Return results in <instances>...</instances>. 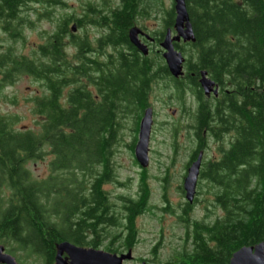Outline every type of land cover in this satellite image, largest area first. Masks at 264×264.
Here are the masks:
<instances>
[{
	"label": "trees",
	"instance_id": "trees-1",
	"mask_svg": "<svg viewBox=\"0 0 264 264\" xmlns=\"http://www.w3.org/2000/svg\"><path fill=\"white\" fill-rule=\"evenodd\" d=\"M60 1L0 0V30L8 40L24 44L20 28L30 24L22 15L27 3L52 7L62 5ZM185 3L192 33H197L198 39H215L223 45L225 35L230 34L238 45L250 42L257 47L264 64V0H185ZM114 8L120 9L113 17L117 19L118 35L107 38H116L118 44L123 48L128 46L133 53L130 57L112 54L103 61L100 77L96 71L98 80L93 78V70L90 82L103 92H146L142 97L134 94L115 97L120 108L139 115L144 112L147 92L156 81L163 78L175 81L161 58L140 57L127 37L133 21L150 16L149 10L152 14L161 12L162 2L120 0ZM45 10L38 19L49 17V10ZM163 11L164 29H169L174 25L173 5ZM79 19L72 15L60 18L45 43L28 56L14 47H5L0 52V91L21 75L42 84L40 94L28 101L39 119L36 129H17L16 117L0 113V246L14 244L25 258L41 264H54L56 247L62 242L96 247L101 234L108 232L104 226H121L116 224L117 217L107 215L105 197L100 198L101 193L88 188L105 182L106 173L100 178L93 175L96 164L104 162V155L111 148L113 128L106 127L105 111L81 113L85 106L81 78L85 75L84 57L89 48L83 37L71 30L81 28ZM67 39L75 50L71 58L66 52ZM135 129L138 132L137 124ZM47 156H51L48 174L38 179L29 164L43 162ZM143 192L146 193L144 189ZM144 202L141 206L122 202L119 212L126 213L124 223L146 208ZM234 226L228 237L232 253L264 242V223L260 224L255 218L246 226L241 222ZM192 232L198 234L196 249L184 254L190 264H228L231 255H216L202 237L208 232L207 225L195 226ZM5 252L10 256L14 254L12 248Z\"/></svg>",
	"mask_w": 264,
	"mask_h": 264
},
{
	"label": "flooded vegetation",
	"instance_id": "flooded-vegetation-1",
	"mask_svg": "<svg viewBox=\"0 0 264 264\" xmlns=\"http://www.w3.org/2000/svg\"><path fill=\"white\" fill-rule=\"evenodd\" d=\"M118 11L120 9L85 8L79 19L81 28L71 30L73 34L80 33L89 48L84 57L85 75L81 78L82 102L85 105L81 113L102 114L105 111L106 127L113 128L110 134L111 148L106 151L104 162L96 164L93 175L95 178H100L106 173L105 182L95 186L89 185L88 188L101 193L100 198L105 197L107 215L117 217L116 224L121 226L119 228L118 225L104 226L105 229L108 228L107 231L116 229L117 232L110 233L105 230L107 233L101 234L96 247L70 244L117 257L129 255L128 260H124L121 264H190L184 254H191L196 249L198 234H194L192 230L195 226L207 225L208 232L202 234V237L206 238L208 247L216 255H231V259L237 252L232 253L229 247L228 237L230 231L235 228L234 225L241 222L246 226L254 218L260 224L264 223V64L261 51L257 47L255 49L250 42L243 43L248 45V48L245 45H238L230 34L225 35L226 41L223 45L215 39L200 40L197 38V33L193 34L195 35L193 42H183L180 39L178 43H172L173 49L181 55L183 62L181 76L176 79L171 77L175 80L174 83L169 79H160L167 83L165 87L171 92H166V95L168 100L174 101L175 109L169 108L172 117L170 124H162V126L169 125L171 131L169 140L163 139L162 142V145H168L170 154L165 158L166 163L161 159L158 160L159 175L151 179L159 186L161 204L160 206L151 204L150 207L176 217L182 233L181 237H175V244L170 245V253L164 257L161 256V250L165 249V244L163 239L159 238L163 232H159V240L152 244L147 254L149 258H136L135 248L139 243L136 221L147 211L151 195L149 186L143 180L147 181L150 166L149 145L154 141L153 135L157 131L155 102L152 101L154 92H147L145 100L144 112L151 110L152 126L148 143V167L141 169L135 160L134 150L144 112L137 115L134 111L120 108L115 97L119 94L122 96L134 94L142 97L146 92H139L140 94L103 92L90 82L93 70H95L93 78L97 79V73L100 77L103 61L108 60L112 54L121 53L130 57L133 53L128 46L123 48L118 44L116 38L111 40L107 38L109 35H118L117 19L113 18ZM165 20L164 15L161 28L156 32H149L141 25V21H147L146 19L133 21L130 29L138 28L140 31L138 40L146 46L147 56H143L129 42L130 29L127 37L129 45L140 57L155 54L163 60L164 51L160 48V44L166 32L170 31L171 37L176 35L173 27L164 29ZM95 23L97 24L93 25ZM162 33H164L163 38ZM156 48L159 50L154 51ZM89 61L96 64H90ZM164 65L166 67L165 62ZM156 102L168 106L167 101L160 99ZM136 124L138 132L135 129ZM163 128L165 127H161L160 130ZM125 130L131 136V144L127 147L141 180L135 192L114 198L120 203L118 207L111 197V191L107 188L123 189L129 183L128 180L121 181L114 168L122 167L114 160L118 155L116 150L122 142ZM183 140H185L184 144ZM184 156L185 161L182 162L181 168L176 170L179 158ZM197 162L198 175L193 195L191 200H188L184 184L190 167ZM172 194L178 197L177 203L171 201ZM125 201L133 206H141L146 201V208L134 219L130 218L124 223L126 213L124 211L120 213L119 208ZM129 236L131 238L128 240ZM220 241L223 244L222 248ZM65 258L66 255H63V259Z\"/></svg>",
	"mask_w": 264,
	"mask_h": 264
},
{
	"label": "rangeland",
	"instance_id": "rangeland-1",
	"mask_svg": "<svg viewBox=\"0 0 264 264\" xmlns=\"http://www.w3.org/2000/svg\"><path fill=\"white\" fill-rule=\"evenodd\" d=\"M62 5L48 6L46 4L39 3H27L26 8L23 9V17L26 18L30 24H25L20 28L22 35L25 38L26 43H21L20 41L12 42L8 40L3 31L0 30V52L4 50L5 47H14L17 52H21L23 55L28 56L32 50H36L38 46L45 43L47 35H50L54 32L56 24L60 18L64 16H75L80 17L82 10L85 8H114L120 4V0H61ZM162 7L161 12L156 11L152 14L149 10L147 11L150 16L146 19L147 21H141V25L146 27L149 32H156L161 28L162 18L164 16L163 10H168L173 5V0H161ZM50 13L48 18H39L38 16L44 15L43 13ZM71 25V24H70ZM176 34V33H175ZM77 35L80 36V33L77 32ZM66 52L69 58L74 54L75 50L70 45L68 39L65 41ZM161 48V47H160ZM159 50L158 48L154 51ZM155 56V54H153ZM164 60V59H163ZM167 83L164 80L156 81L151 87L150 92H154V97L152 101L155 102L154 110L156 112V125L157 131L153 135L154 141L149 145V173L146 177L147 181L145 183L149 186L151 191L149 207L146 212L137 218L136 228L139 233V243H137L135 256L136 258H149L147 256L152 244L159 240L163 239L165 249L161 250V256L170 253V245L175 244V237H181V226L178 223V219L174 216L168 214H163L160 211H157L154 208H151L152 205L160 206V192L159 186L151 179L153 176L159 175L160 166L158 160L161 159L163 163H166L165 158L170 154V149L168 145H162L163 139H168L170 137V130L168 126H162L164 123H169L172 121L171 111L169 108L175 109L174 101L168 100V95L166 92H171L167 87ZM42 84L36 82L33 78L21 75L18 79L12 84L7 85L0 91V113L10 117H16L19 120L17 129H36L39 119L36 115L33 114L32 109L33 105L28 102L31 98L38 96L42 90ZM167 101L168 106H162L158 104L157 100ZM127 125V124H126ZM161 127H165L160 130ZM168 127V128H167ZM121 144L118 146L116 152L118 155L115 157V163L121 165L122 167H114L118 178L123 180H128L126 187L123 189H118L114 187L107 188L110 190L111 197L117 198L119 196H127L131 192H135L138 188V182L141 180L138 171L133 165V160L131 157V152L127 146L131 144V136L127 130L124 131ZM185 140H183L184 144ZM129 144V145H128ZM51 159V156L45 157V160L37 161L36 164H29V168L32 171L34 177L42 178L48 174V163ZM185 161V156L179 158V162L176 165V170L181 168L182 162ZM173 203L178 202V197L174 194L170 196ZM117 206H120V203L115 199ZM121 208V207H120ZM108 228L105 230L107 231ZM110 233L117 232L116 229H109ZM159 232H163V235L158 238ZM2 247L7 251V249L12 248L13 256L17 264H41L40 261L37 262L32 258H25L22 252L18 249H15V245H4Z\"/></svg>",
	"mask_w": 264,
	"mask_h": 264
},
{
	"label": "water",
	"instance_id": "water-1",
	"mask_svg": "<svg viewBox=\"0 0 264 264\" xmlns=\"http://www.w3.org/2000/svg\"><path fill=\"white\" fill-rule=\"evenodd\" d=\"M173 10L175 13L174 31L176 35L170 36V31L166 32L160 47L164 51L162 58L166 64L167 70L173 79L181 76V65L183 59L179 53L173 49L172 43H178L180 39L183 42H193L194 36L186 9L185 0H173ZM74 31L75 28H72ZM140 31L138 28H132L129 31V42L138 49L143 56H147V48L138 40ZM152 126V112L150 109L144 112L139 125L138 141L134 150L135 160L141 169L148 167V143L150 130ZM199 163L193 164L189 171L184 184V190L187 199L191 200L193 195L196 178L198 175ZM63 255L66 258L63 259ZM128 256L117 257L115 255L106 254L95 250H86L76 247L69 242H62L56 247L54 264H121L124 260H128ZM0 264H17L15 259L5 252L0 246ZM229 264H264V243L254 247H244L235 252Z\"/></svg>",
	"mask_w": 264,
	"mask_h": 264
}]
</instances>
